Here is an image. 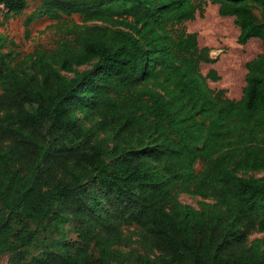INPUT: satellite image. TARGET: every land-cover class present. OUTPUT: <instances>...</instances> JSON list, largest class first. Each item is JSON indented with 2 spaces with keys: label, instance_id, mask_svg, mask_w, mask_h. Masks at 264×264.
<instances>
[{
  "label": "trees",
  "instance_id": "1",
  "mask_svg": "<svg viewBox=\"0 0 264 264\" xmlns=\"http://www.w3.org/2000/svg\"><path fill=\"white\" fill-rule=\"evenodd\" d=\"M207 2L263 46L239 99L208 85L216 58L184 24ZM41 16L54 47L21 55L0 31V258L264 264V0H40Z\"/></svg>",
  "mask_w": 264,
  "mask_h": 264
},
{
  "label": "rangeland",
  "instance_id": "2",
  "mask_svg": "<svg viewBox=\"0 0 264 264\" xmlns=\"http://www.w3.org/2000/svg\"><path fill=\"white\" fill-rule=\"evenodd\" d=\"M39 5L40 0H28L26 9L19 14H10L8 18L3 17V9L0 7V31L13 43L8 44L7 48L23 55L39 45L46 48L55 46L60 36L55 20L41 16L27 22ZM255 13L258 14V10ZM184 24L187 31L197 33L198 45L208 47L210 56L216 58L214 63H202L200 67L203 74L209 68H214L220 76L216 81L208 80V85L213 89H224L229 98L239 99L245 84V64L262 52L261 41L251 38L245 44H239V28L234 23V17L220 16L217 5L210 2L204 6L202 15H196ZM200 167L201 163H197L196 169ZM249 174L260 176L263 173L252 171ZM178 199L197 207L200 198L180 193ZM253 238L264 240V232H253L249 240ZM7 258V255L2 256L0 264H8Z\"/></svg>",
  "mask_w": 264,
  "mask_h": 264
},
{
  "label": "built area",
  "instance_id": "3",
  "mask_svg": "<svg viewBox=\"0 0 264 264\" xmlns=\"http://www.w3.org/2000/svg\"><path fill=\"white\" fill-rule=\"evenodd\" d=\"M0 7H2V8H3V5H0Z\"/></svg>",
  "mask_w": 264,
  "mask_h": 264
}]
</instances>
